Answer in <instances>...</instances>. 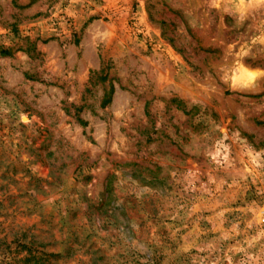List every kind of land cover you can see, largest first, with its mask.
I'll return each mask as SVG.
<instances>
[{"label": "rangeland", "instance_id": "1", "mask_svg": "<svg viewBox=\"0 0 264 264\" xmlns=\"http://www.w3.org/2000/svg\"><path fill=\"white\" fill-rule=\"evenodd\" d=\"M0 264H264V0H0Z\"/></svg>", "mask_w": 264, "mask_h": 264}]
</instances>
